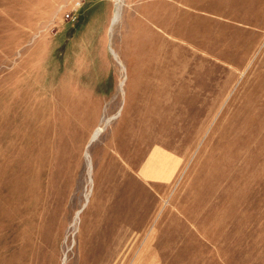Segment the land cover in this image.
<instances>
[{"label": "rangeland", "instance_id": "obj_1", "mask_svg": "<svg viewBox=\"0 0 264 264\" xmlns=\"http://www.w3.org/2000/svg\"><path fill=\"white\" fill-rule=\"evenodd\" d=\"M116 1L0 0V264H264V0Z\"/></svg>", "mask_w": 264, "mask_h": 264}, {"label": "bare ground", "instance_id": "obj_2", "mask_svg": "<svg viewBox=\"0 0 264 264\" xmlns=\"http://www.w3.org/2000/svg\"><path fill=\"white\" fill-rule=\"evenodd\" d=\"M121 4H122V0H117L116 3H115L116 7H115L114 14H113V17H112V22H111L112 24L116 23V21H118V19L121 16ZM112 29H113V27L111 28V32H112ZM110 51L113 54V56L115 57V59L120 63V65L122 66L123 70H125V67L123 66L121 60L119 59L118 54L116 53V51L113 49L112 46H110ZM123 84H124V80H121V82H120V88L121 89L123 88ZM102 131H103V121L100 122V124H98L97 127L94 129V131H93V133H92V135H91V137H90V139H89V141L87 143V147L100 135V133ZM85 156L87 158L88 173L90 175V173L92 171V163L89 160L90 155H89L88 150H86ZM18 185H19V181L17 179H15L14 182H13V185H11V188L16 189L18 187ZM81 210H82V208L76 212V216H75L76 220L78 219L79 213L81 212Z\"/></svg>", "mask_w": 264, "mask_h": 264}, {"label": "built area", "instance_id": "obj_3", "mask_svg": "<svg viewBox=\"0 0 264 264\" xmlns=\"http://www.w3.org/2000/svg\"><path fill=\"white\" fill-rule=\"evenodd\" d=\"M66 19H67L68 21H75V20H76V16L73 15L72 13H67V14H66Z\"/></svg>", "mask_w": 264, "mask_h": 264}, {"label": "water", "instance_id": "obj_4", "mask_svg": "<svg viewBox=\"0 0 264 264\" xmlns=\"http://www.w3.org/2000/svg\"><path fill=\"white\" fill-rule=\"evenodd\" d=\"M91 142H92V141H91ZM91 142H90V143H91ZM90 143H89V144H90Z\"/></svg>", "mask_w": 264, "mask_h": 264}]
</instances>
